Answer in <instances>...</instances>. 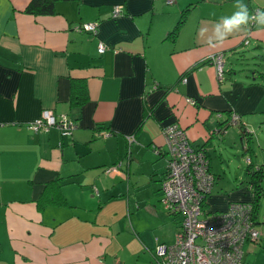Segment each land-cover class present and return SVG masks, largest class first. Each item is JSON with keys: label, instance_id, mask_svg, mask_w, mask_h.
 <instances>
[{"label": "crops", "instance_id": "0c3cea01", "mask_svg": "<svg viewBox=\"0 0 264 264\" xmlns=\"http://www.w3.org/2000/svg\"><path fill=\"white\" fill-rule=\"evenodd\" d=\"M28 2L0 0V264H160L155 246L179 229L160 202L170 125L203 150L214 182L233 168L228 189L208 194L209 213L253 202L247 164L264 166V30L249 23L208 44L236 0H58L38 16L24 12ZM242 3L264 11V0ZM91 23L94 34L76 30ZM99 43L109 50L99 54ZM72 80L87 97L75 108ZM43 110L71 120V135L29 130ZM51 182L66 206L39 207ZM262 186L260 238L243 244V264H264Z\"/></svg>", "mask_w": 264, "mask_h": 264}, {"label": "built area", "instance_id": "2783aa9c", "mask_svg": "<svg viewBox=\"0 0 264 264\" xmlns=\"http://www.w3.org/2000/svg\"><path fill=\"white\" fill-rule=\"evenodd\" d=\"M164 2L172 5L176 0ZM121 11L122 6H115L112 15L116 17ZM76 30L94 34L97 24H83ZM107 50L109 47L98 44L99 54ZM214 61L221 79L223 55H216ZM234 119L236 121L237 116L234 115L229 122L235 124ZM52 127L60 130L61 136H69L75 124L65 116L56 118L50 110H43L40 116L27 124V128L35 132H47ZM163 134L167 172L161 183L160 202L167 215L178 218L179 229L172 243L155 246L156 258L160 264H242L243 244L260 238L252 218V203L233 202L224 212L209 213L204 205L213 187V177L205 153L202 149H194L184 131L176 125L165 127ZM107 135L109 133L106 132L100 134L101 137ZM118 168L119 165L113 170L118 171Z\"/></svg>", "mask_w": 264, "mask_h": 264}, {"label": "trees", "instance_id": "16d2710c", "mask_svg": "<svg viewBox=\"0 0 264 264\" xmlns=\"http://www.w3.org/2000/svg\"><path fill=\"white\" fill-rule=\"evenodd\" d=\"M57 1L58 0H29L24 12L26 14L34 15V16L52 15L55 13L54 6ZM186 12H188V10L184 11V13ZM184 17L185 15H183L182 18L178 21L174 30L171 32V35L174 36L177 34L179 27L183 23ZM262 78H264V73H262ZM70 94H71L70 105L72 107L75 108L84 104L85 101L87 100L85 82L80 80L79 81L72 80ZM228 126H231V123L229 121L219 124L218 133H223ZM250 164L251 163L247 164L248 185L253 194L252 218L256 223L257 203L263 193L262 180L264 178V166L253 167ZM38 203L40 208H44L52 205L66 206L67 203L61 192V185L57 182H51L47 184L44 188L43 193L39 197Z\"/></svg>", "mask_w": 264, "mask_h": 264}, {"label": "clouds", "instance_id": "9594fccd", "mask_svg": "<svg viewBox=\"0 0 264 264\" xmlns=\"http://www.w3.org/2000/svg\"><path fill=\"white\" fill-rule=\"evenodd\" d=\"M234 7L237 9L231 16L223 17L212 29V36L215 38L208 40L211 47H218L234 32H239L246 28L250 22H254L257 28L264 30V11L257 10L254 14L250 13L247 5L242 0H236ZM206 31L205 30H202Z\"/></svg>", "mask_w": 264, "mask_h": 264}, {"label": "rangeland", "instance_id": "374dc122", "mask_svg": "<svg viewBox=\"0 0 264 264\" xmlns=\"http://www.w3.org/2000/svg\"><path fill=\"white\" fill-rule=\"evenodd\" d=\"M251 62H253V60H250ZM256 63H260V62H256ZM212 167H213V171L216 168L215 166V158H213V162H212ZM233 171V168L230 167L229 171L226 172V174L224 176L220 175H216L215 178V182H214V177L212 175V172L210 170V173L213 177V193H216L220 190V188L222 187V189H228L229 187V183L233 181V177L231 176V173Z\"/></svg>", "mask_w": 264, "mask_h": 264}]
</instances>
